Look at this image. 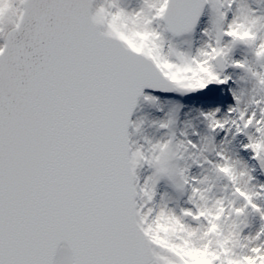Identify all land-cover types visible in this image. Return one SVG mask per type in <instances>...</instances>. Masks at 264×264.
I'll return each instance as SVG.
<instances>
[{
  "label": "snow or ice",
  "instance_id": "6c2138e0",
  "mask_svg": "<svg viewBox=\"0 0 264 264\" xmlns=\"http://www.w3.org/2000/svg\"><path fill=\"white\" fill-rule=\"evenodd\" d=\"M0 264H264V0H0Z\"/></svg>",
  "mask_w": 264,
  "mask_h": 264
}]
</instances>
